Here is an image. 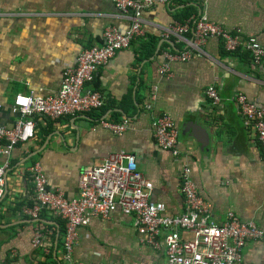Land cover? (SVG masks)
Instances as JSON below:
<instances>
[{"label":"crops","instance_id":"0c3cea01","mask_svg":"<svg viewBox=\"0 0 264 264\" xmlns=\"http://www.w3.org/2000/svg\"><path fill=\"white\" fill-rule=\"evenodd\" d=\"M176 4L143 13L146 36L158 38L151 55L144 54V39H137L101 68L91 84L105 97L103 119L127 120L123 134H113L86 115L57 120L36 116L34 140L15 146L0 199V264H60L63 222L47 211L37 220L21 211L23 204L33 202V164H41L50 188L71 198L78 194L81 169L121 149L133 155L137 169L153 184L151 199L164 203L168 214L185 210L180 172L188 167L199 195L210 204L211 221L221 225L233 212L264 232L261 150L229 102L243 93L264 107V60L256 65L245 49L227 52L219 39L211 38L202 52L171 63L169 76L157 74L161 51L183 48L182 40L161 37L165 26L187 12L183 7L243 37L254 36L264 47V0ZM109 25L123 32L129 27L112 0H0V125L16 120L11 110L15 95L56 94L66 70L76 65L82 50L103 43ZM210 86L223 100L219 105L205 95ZM113 113L119 114L115 121ZM156 115L168 116L176 127L178 157L155 145L151 121ZM132 223L131 216L119 212L106 220L91 218L79 229L73 259L82 264H166L163 245L154 249L142 244ZM35 226L48 233L37 248L32 244ZM237 264H264V238L249 242Z\"/></svg>","mask_w":264,"mask_h":264},{"label":"built area","instance_id":"2783aa9c","mask_svg":"<svg viewBox=\"0 0 264 264\" xmlns=\"http://www.w3.org/2000/svg\"><path fill=\"white\" fill-rule=\"evenodd\" d=\"M112 1L121 16L128 20L126 31L115 25L107 26L103 43L81 51L76 65L64 73L56 94H17L13 98L11 110L17 118L10 126L0 125V199L5 192L13 149L17 144H26L36 137L35 117L57 120L65 116L87 115L104 107V95L91 87L97 72L119 52L127 50L133 41L146 35L143 13L167 4L169 0ZM161 37L182 40L183 48L161 51L157 69L160 76L170 75L171 63L184 62L194 52H202L203 45L211 38L219 39L227 52L245 49L256 65L264 60V47L254 36L243 37L239 32L209 21L200 13L165 26ZM205 95L215 105L223 101L212 86L206 89ZM229 102L254 132L264 162V107L257 106L243 93L235 94ZM127 124L126 119L117 123L100 122L115 135L123 134ZM151 127L155 145L178 157V131L171 119L156 115ZM30 170L34 198L32 204H23L21 211L35 220L42 211H47L63 222L60 264H82L73 259L79 229L88 225L91 218L106 220L115 212L133 218V228L142 244L154 249L163 245L166 264H237L249 242L264 238L263 230L256 223L242 221L233 212L227 214L221 225L211 221L210 204L199 195L188 167L180 172V193L185 210L176 215L168 214L164 203L151 199L153 184L137 169L133 155L123 149L110 152L99 164L81 169L77 177L78 194L71 198L48 186V177L40 163L33 164ZM179 231L190 236L182 237ZM47 234V230L35 226L33 247L43 246Z\"/></svg>","mask_w":264,"mask_h":264},{"label":"trees","instance_id":"16d2710c","mask_svg":"<svg viewBox=\"0 0 264 264\" xmlns=\"http://www.w3.org/2000/svg\"><path fill=\"white\" fill-rule=\"evenodd\" d=\"M172 4H176V0H169L167 2V4H163V5H168L169 7L172 5ZM177 5V4H176ZM185 10H187V12H182L183 15H182V18H176L178 20H174V21H182L186 18H188L189 16H191L192 14H196V12H188L190 11V6L189 7H183ZM141 39H144V54L145 55H148V54H152V51H154V48L155 46L158 44V38H155V37H151V36H144L142 38H140L139 40ZM173 39V38H171ZM169 42V41H168ZM168 45V43H164L163 45V48ZM146 48V49H145ZM166 48H170V50H175V47L174 46H167ZM248 54V53H247ZM248 57L251 59L250 57V54H248ZM108 111V108H105V107H102L101 109H99L97 112H93V113H89L86 115V117H88L89 119L93 120L94 122L98 123V122H101L102 120H105L103 119L104 115L107 113ZM119 114L118 113H113L112 114V118L114 119V121L116 120L117 116ZM107 121V120H106Z\"/></svg>","mask_w":264,"mask_h":264},{"label":"clouds","instance_id":"9594fccd","mask_svg":"<svg viewBox=\"0 0 264 264\" xmlns=\"http://www.w3.org/2000/svg\"><path fill=\"white\" fill-rule=\"evenodd\" d=\"M23 102V101H22Z\"/></svg>","mask_w":264,"mask_h":264}]
</instances>
